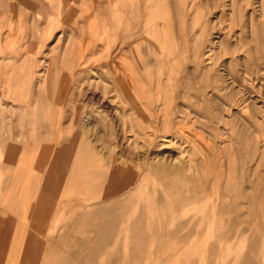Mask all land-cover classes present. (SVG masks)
<instances>
[{
    "label": "rangeland",
    "instance_id": "rangeland-1",
    "mask_svg": "<svg viewBox=\"0 0 264 264\" xmlns=\"http://www.w3.org/2000/svg\"><path fill=\"white\" fill-rule=\"evenodd\" d=\"M58 1L1 2L0 264H264V0Z\"/></svg>",
    "mask_w": 264,
    "mask_h": 264
},
{
    "label": "bare ground",
    "instance_id": "bare-ground-1",
    "mask_svg": "<svg viewBox=\"0 0 264 264\" xmlns=\"http://www.w3.org/2000/svg\"><path fill=\"white\" fill-rule=\"evenodd\" d=\"M2 1H7V0H0V7H2V5H1V2ZM128 2V1H127ZM57 3V5H59V7H58V9H59V16L61 15V13L60 12H62L64 9H63V3H64V1L63 0H59L58 2H56ZM74 3H76L75 1H74ZM73 3V4H74ZM71 8H69V10H68V13H70V12H74V11H77V7H78V9H80L81 7L80 6H78V5H71L70 6ZM7 14H8V12H5L4 13V16H3V19L4 20H6V18H7ZM67 14V13H66ZM2 17V16H1ZM69 19V18H68ZM59 22H60V20H58ZM107 21V20H106ZM130 21V20H129ZM129 21H126V24L128 25V26H131L128 22ZM90 22V21H89ZM75 26H77V25H75ZM67 28V27H66ZM91 28V27H90ZM62 29V28H61ZM129 29V28H128ZM73 31H74V29H73ZM142 46V45H141ZM72 49V48H71ZM71 52H72V50H71ZM4 53H6V52H4ZM4 59V58H3ZM110 60H112L111 59V57H110ZM116 62V61H115ZM107 63V62H106ZM116 65V64H115ZM72 66H74L75 67V65H71V67ZM48 67V66H47ZM49 67H50V65H49ZM53 67V66H52ZM70 67V69H74V67L73 68H71ZM111 67V66H110ZM109 67V68H110ZM50 69V68H49ZM47 70V69H46ZM62 70V69H61ZM75 70V69H74ZM48 71V70H47ZM113 72V71H112ZM46 74V73H45ZM60 74V73H59ZM44 75V74H43ZM123 76V75H122ZM117 77V76H116ZM44 78V77H43ZM42 78V79H43ZM45 79V78H44ZM44 81V80H43ZM58 83V82H57ZM121 83V78L120 79H112L111 80V84L112 85H119ZM129 83H131V82H129ZM53 84V83H52ZM46 86V85H45ZM46 88V87H45ZM45 91V90H44ZM135 91H136V89H135ZM129 92H130V94H128V95H126V94H123V96H124V98L126 97V99L129 101H126V104H128L129 105V103L130 104H133V106L135 107L134 108V110H139V111H141V109H140V107H138V104H136V103H134V101H135V93H134V90L132 89H130L129 90ZM45 99V98H44ZM125 99V100H126ZM53 101H55V100H53ZM43 107V110H44V108H45V105L44 106H42ZM48 110V109H47ZM171 112V111H170ZM169 114V113H168ZM79 115V114H78ZM46 116H48V115H46ZM168 116V115H167ZM170 116H171V113H170ZM45 119H46V117H45ZM45 122H48V121H44L43 120V123H45ZM74 122H75V120H74ZM45 125V124H44ZM77 125V124H76ZM49 126V125H48ZM47 126V127H48Z\"/></svg>",
    "mask_w": 264,
    "mask_h": 264
}]
</instances>
